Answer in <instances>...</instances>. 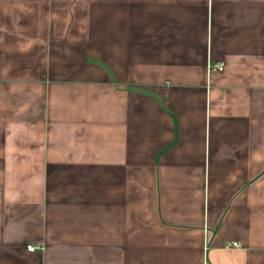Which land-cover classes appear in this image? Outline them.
I'll list each match as a JSON object with an SVG mask.
<instances>
[{
	"label": "crops",
	"instance_id": "crops-1",
	"mask_svg": "<svg viewBox=\"0 0 264 264\" xmlns=\"http://www.w3.org/2000/svg\"><path fill=\"white\" fill-rule=\"evenodd\" d=\"M0 264H264V0H0Z\"/></svg>",
	"mask_w": 264,
	"mask_h": 264
},
{
	"label": "built area",
	"instance_id": "built-area-1",
	"mask_svg": "<svg viewBox=\"0 0 264 264\" xmlns=\"http://www.w3.org/2000/svg\"><path fill=\"white\" fill-rule=\"evenodd\" d=\"M222 71H223V65L222 64H216V65L208 64V66H207V74L208 75L215 73V72L220 73ZM231 247L238 248V245L232 244ZM27 249H28L29 253H33L35 251V248H33V247H28Z\"/></svg>",
	"mask_w": 264,
	"mask_h": 264
}]
</instances>
